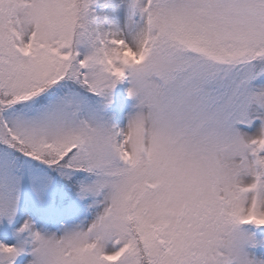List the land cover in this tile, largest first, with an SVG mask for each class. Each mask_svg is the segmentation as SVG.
<instances>
[{"label": "snow or ice", "instance_id": "1", "mask_svg": "<svg viewBox=\"0 0 264 264\" xmlns=\"http://www.w3.org/2000/svg\"><path fill=\"white\" fill-rule=\"evenodd\" d=\"M261 73L264 0H0V264H264Z\"/></svg>", "mask_w": 264, "mask_h": 264}, {"label": "rangeland", "instance_id": "2", "mask_svg": "<svg viewBox=\"0 0 264 264\" xmlns=\"http://www.w3.org/2000/svg\"><path fill=\"white\" fill-rule=\"evenodd\" d=\"M114 3H119V0H113ZM120 10L117 9V15L119 16ZM254 90L264 88V73H261L250 82ZM130 87L129 80H124L116 85L113 89V102L107 106L106 115L111 117L112 122L116 124H123V127L126 126L128 116L131 113H134L138 109L136 105L138 100L135 97H129L127 95L126 89ZM256 106L254 105L253 108ZM255 116V112L251 113ZM261 121L259 119H253L251 125H242L238 124V127L243 132H254L259 128ZM40 225L38 224V227ZM19 224L15 221L13 225H9L6 218H0V239H7L9 242H15L17 237L15 235V228H18ZM49 230L55 231L58 225H49ZM248 232L253 235L255 243H246L244 245V250L248 253L250 259L256 261H264V226H257L252 224L243 225ZM26 236L27 233L22 234ZM31 245H26V250L22 252L16 260V264H28L33 257L30 252Z\"/></svg>", "mask_w": 264, "mask_h": 264}, {"label": "bare ground", "instance_id": "3", "mask_svg": "<svg viewBox=\"0 0 264 264\" xmlns=\"http://www.w3.org/2000/svg\"><path fill=\"white\" fill-rule=\"evenodd\" d=\"M119 126H120V127H123V124H122V123H120V124H119Z\"/></svg>", "mask_w": 264, "mask_h": 264}]
</instances>
